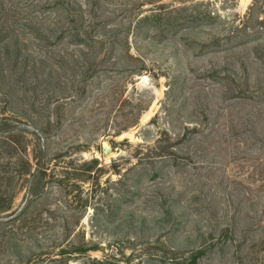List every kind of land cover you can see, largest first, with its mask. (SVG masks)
I'll use <instances>...</instances> for the list:
<instances>
[{
    "label": "rangeland",
    "instance_id": "1",
    "mask_svg": "<svg viewBox=\"0 0 264 264\" xmlns=\"http://www.w3.org/2000/svg\"><path fill=\"white\" fill-rule=\"evenodd\" d=\"M0 264H264V0H0Z\"/></svg>",
    "mask_w": 264,
    "mask_h": 264
},
{
    "label": "water",
    "instance_id": "2",
    "mask_svg": "<svg viewBox=\"0 0 264 264\" xmlns=\"http://www.w3.org/2000/svg\"><path fill=\"white\" fill-rule=\"evenodd\" d=\"M103 148H104V156L107 157L109 154V147H108L107 143L103 144Z\"/></svg>",
    "mask_w": 264,
    "mask_h": 264
}]
</instances>
